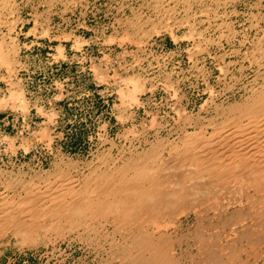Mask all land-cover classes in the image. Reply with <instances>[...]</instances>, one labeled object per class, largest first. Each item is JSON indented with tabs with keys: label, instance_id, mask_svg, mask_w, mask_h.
<instances>
[{
	"label": "rangeland",
	"instance_id": "374dc122",
	"mask_svg": "<svg viewBox=\"0 0 264 264\" xmlns=\"http://www.w3.org/2000/svg\"><path fill=\"white\" fill-rule=\"evenodd\" d=\"M0 20L7 207H19L30 182L41 191L58 185L62 170L80 189L153 148L169 162L187 135L225 127L264 93V0H0ZM226 185L216 187V209L208 201L175 214L138 210L128 226L107 215H64L55 224L16 210L29 226L15 232L0 222V264H165L163 242L169 264H230V252L238 264L264 263L247 228L252 218L234 222L246 197L259 194L246 181ZM225 197H242V205ZM205 249L215 258L205 259Z\"/></svg>",
	"mask_w": 264,
	"mask_h": 264
},
{
	"label": "bare ground",
	"instance_id": "6f19581e",
	"mask_svg": "<svg viewBox=\"0 0 264 264\" xmlns=\"http://www.w3.org/2000/svg\"><path fill=\"white\" fill-rule=\"evenodd\" d=\"M198 46L199 45H197V47ZM225 122V127L218 124L219 126L216 125L214 131L209 134L206 132H199V134L187 135L183 140V148L178 147L180 150L176 148V150L173 149V151H171L173 153V159L169 162L165 161L160 163L158 149L153 148V150L145 156H139L126 163L121 168H116L108 172L106 170L97 176L94 175V178L88 179L86 184L80 189H76L64 170L58 174V185L55 184L51 187L49 185L45 191L38 190V188L35 187V183L33 186V182H30L31 184L28 187L29 196L18 203V208L15 206L16 204L8 207L5 206V204L0 205V219L4 217L3 220H5H0V222L1 224L7 223L11 226V230L13 229L15 232H18V230L22 231L29 226L27 224L28 221H25L24 218L18 219L16 210H18V213L19 210L24 213L29 208L32 209V213L35 214V216L33 215L32 217H43L44 221L46 220L45 222L52 221L55 224H57L58 221L60 222L64 215H91L93 217L107 215L114 216L119 226L125 224L127 226L136 225L133 215L138 210H144L149 213H160V211L164 213L169 210L173 211L175 214L180 211L182 212L186 205H192L194 203L203 205L205 203L207 204L208 201L207 206L209 209H216L215 206L217 204L215 202L219 199L217 186L221 185L222 187L226 184L228 185V183L230 184L232 181H246L247 183L254 184L256 193L259 194V197L251 198V196H247L246 199L248 200V204L238 209L239 212L234 222L240 223L246 217L252 218L247 228L249 231L252 230L250 232L252 234L255 229L254 235H256L257 238H255L256 240L254 239L255 242L254 240L253 242L257 244V246L259 244L260 247L264 248V234H262L264 230V195H261V192L264 191V93L253 105L241 109L240 115L233 116ZM245 186L246 185H244V187ZM225 199H228V205L234 203H241L242 205L243 202L242 197L234 199L225 197ZM40 200L43 206L40 205ZM44 201H48L49 204L45 205ZM244 202L247 203V201ZM207 206L206 208H208ZM28 214L27 216L30 215ZM34 219L39 220V218ZM30 220L33 219L31 218ZM73 221L76 223V220ZM147 223L149 222H146V224ZM49 224L51 225V223ZM0 227H2V225ZM196 227H199V225ZM129 235L136 245L137 243L141 244V242L146 243L149 240L140 238L141 233L139 234V231H131ZM163 240L165 239L163 238ZM165 243L166 242H163V245L158 244L159 247H161L158 254L159 257L164 260L165 264H169ZM200 245L201 244H199V246ZM204 245H206V243ZM228 246L229 245H227L226 248H228ZM141 247V250L146 249L151 255H155L156 250L153 244H143ZM205 247H203V249ZM225 250H228V253L230 251L229 249ZM257 250L258 249H256V251ZM205 253L210 254L205 256V259L211 257L212 260L214 257L213 253L207 250ZM221 254L223 253L221 252ZM233 254L234 253L230 252L228 263L238 264L239 258ZM253 259H255V257ZM262 259L263 258H261V260ZM222 260V258L220 260L216 258V262H222ZM226 261L224 263H226ZM216 262L214 260L210 263L215 264ZM146 264H154V261L149 260Z\"/></svg>",
	"mask_w": 264,
	"mask_h": 264
}]
</instances>
